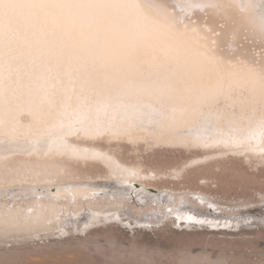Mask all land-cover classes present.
<instances>
[{
    "label": "snow or ice",
    "instance_id": "1",
    "mask_svg": "<svg viewBox=\"0 0 264 264\" xmlns=\"http://www.w3.org/2000/svg\"><path fill=\"white\" fill-rule=\"evenodd\" d=\"M197 13L264 46V0H0V151L43 136L78 156L68 137L111 142L147 119L169 147L236 155L256 142L264 157V51L233 63Z\"/></svg>",
    "mask_w": 264,
    "mask_h": 264
},
{
    "label": "bare ground",
    "instance_id": "2",
    "mask_svg": "<svg viewBox=\"0 0 264 264\" xmlns=\"http://www.w3.org/2000/svg\"><path fill=\"white\" fill-rule=\"evenodd\" d=\"M193 20L196 21L197 26L203 29L204 33H208L209 28L213 30L207 37L208 45L215 48L223 57L230 58L233 63L244 64L248 60H259L261 58V52L264 51V46L254 38L251 32L247 34L241 33L238 37L234 38L230 29L221 28L219 23L214 21L211 17L206 18L197 13L193 16ZM230 45H234L235 51H229ZM20 120L26 125L29 123L30 117L27 113H24L21 115ZM37 138L45 139L46 137H29L28 141L31 143L29 151H12L8 153L0 151V264H19L26 259L30 261L29 264H96L95 259L97 258H95V256L93 257L92 254L89 255V253L88 256L84 255L85 250L89 249L88 245L91 244V241L97 238L95 235L94 239H89L90 244H88L89 242L87 243V241H83V239L80 241V238H78L80 243L75 241L78 243L74 242L66 247L45 248V243L55 238L60 240L56 242V244L63 245V242L66 243V241L72 240V238L70 239L69 237H71L73 233L84 234L86 238L88 235L91 237L90 234L102 231L101 228L92 230L93 227L95 228L99 225L102 226L104 223H110L109 226H105L106 230H108L112 227L111 223L114 219L118 221L121 218V213L129 217V220H127L130 227L132 225L130 219L133 220V223L140 225L148 222V218H156L158 220L162 218L166 219L164 216L160 215L162 210L161 206L156 205V207H154L151 205L150 203L153 198L147 195L139 193L140 195L136 196L141 207H146L147 210L150 211L149 214H146L145 218L140 219L132 216V214L127 211H121L122 205H119L121 201L119 200L120 197L116 198L111 196L110 199L106 200V197L112 195V192L104 188L100 189L99 187H101V185L93 184L87 180L93 177L103 178L107 183H114L116 188L117 186H122L130 190L134 189V186L138 182L149 178L151 180L156 176L157 173L155 174L150 168L144 169L145 167L143 166V168L140 164L129 162L128 158L124 156V147H129L131 152H137L138 150L151 151L155 149L182 150L183 155L186 154L187 156L184 166L181 168L182 170L173 171L175 176L178 173L181 174L186 168L210 162L220 163V161L222 162L225 159L231 158L246 164V166L252 170H257L259 167L264 166V157L261 156L259 152L260 146L256 142L245 144L237 150L243 154L236 155L231 153L225 154V150L223 149L204 150L169 147L164 143V141L170 139L169 134H162L161 130L156 128L154 124L147 119H145L142 124L131 127L120 138L113 139L111 142L108 140L92 141L83 138L76 139L75 137H68L67 139L71 145V150H78V156L65 155L63 152H57L54 148L50 151L48 145L36 144L35 140ZM20 142L23 143L24 139L21 138ZM253 148L256 149V151H252L251 149ZM101 153L103 154L102 156L100 155ZM180 174H178V176ZM257 196L263 200L264 192H258ZM98 197L101 199H97ZM7 199H11L13 202L9 203ZM156 201H160V199L156 197ZM177 205L176 209L173 207L170 208V210L174 209L171 214L177 215L179 219H182L183 216H188V218L192 217L191 220L187 218L188 225L203 223L219 227L222 223L221 221H217V219H224L225 222L223 223V227L228 224L231 227L240 229L238 231H241V233L245 232H242L244 228L256 227L255 233L257 234L253 237H247V235L245 236V234L237 232L241 235L239 241L237 240L240 245L244 243L247 246L249 245V247L250 244L251 247H255L256 244L254 243L258 241V237L260 238L258 232L260 230L264 232V226L261 224L262 220L258 218L252 219V221H248L245 217L243 219L232 218L231 220L228 218L230 221L225 217L214 218L205 215L206 212L202 214V212L199 211L200 209L195 210L186 202V198H181ZM169 215L170 214L167 216L168 218ZM204 217L205 219H203ZM242 217L243 215H241L240 218ZM6 219L14 225V227L8 230L7 234H5L3 230V223ZM120 221L122 220L120 219ZM70 225H75L76 227L72 229ZM133 231H135V229H133ZM60 233L62 236L59 235ZM182 234L184 235L186 232H182L181 235ZM191 236L192 235H190V237ZM192 237L196 238L197 236ZM203 239L201 238V240ZM234 239L236 240V238ZM234 239H220V237L218 240L215 239L216 241L212 239L213 242L210 241L213 244L212 246L208 244L210 242H208L206 238L205 240H207L208 245L212 247L215 246V250L219 248L216 250V253L218 251L217 254H208L211 252H207L204 248H201L202 250H200L202 252L198 253V255H193L194 253L191 254L192 251H187L186 249L185 251L179 252L180 257H178V260L174 264H251L253 260H250L251 263L247 260L254 253L245 252L246 250L240 251V245H236L237 248L239 246V251H237L238 249H234L236 248L234 247L236 244ZM110 240L112 241L111 243H115L113 242L114 239ZM200 241L198 242L200 243ZM36 242L37 244L34 250L32 251L33 248L31 249L32 252L26 251L23 254L24 251L22 252V250L19 251L18 249L17 251L22 254H18V252L15 255L8 253L9 248ZM100 242L101 241H99V244ZM214 242H216V244H214ZM94 243H96V240ZM108 243H110L109 240ZM202 244L203 241L201 242V245ZM94 245L95 249L99 250L100 245ZM191 245L193 246V244ZM96 246L98 248H96ZM183 246L185 247L184 243ZM187 246H190V244L187 243ZM247 246L246 248H248ZM227 248H233L235 251H225ZM208 249H211V247ZM212 249L211 251H213ZM254 250L251 251L250 248V252H254ZM118 252L119 251L115 254L112 251L113 255L110 257V262H105V264H124L125 254ZM240 253L242 254L241 257L238 255ZM259 253L260 251L258 254ZM236 255L239 256H237L238 261L234 260V258H237ZM140 258L144 260V262L140 264H150V259L144 256ZM259 260L262 259L259 257ZM255 261L256 260L253 262Z\"/></svg>",
    "mask_w": 264,
    "mask_h": 264
},
{
    "label": "rangeland",
    "instance_id": "3",
    "mask_svg": "<svg viewBox=\"0 0 264 264\" xmlns=\"http://www.w3.org/2000/svg\"><path fill=\"white\" fill-rule=\"evenodd\" d=\"M128 148L129 147H124L123 150L125 158H128L129 162H135L136 164H140L142 167L144 166V169L150 168V170L154 171L155 174L157 173L154 178H152L151 180L150 178L144 179L138 182L134 186V189L130 190L122 186H117V189L114 183H107L103 178L93 177L87 180L92 182L93 184L101 185V187H99L100 189L104 188L105 190H110L112 192V195L107 196L106 200L110 199L111 196H114L116 198L120 197L119 200L121 201L119 205H122L121 211H127L136 218H145L146 214L150 213V211L147 210L146 207H141L136 198V196L140 194L147 195L153 198L152 202L148 203H150L154 207H156V205H160L162 208L160 215L164 216L166 219L162 218L158 220L156 218H148L149 221L143 225L135 224L133 223V220L130 219V221L132 222V225L130 227V225L128 224L129 217L121 213L122 215L120 219L123 222L120 221V219L118 221L114 219V221L116 222L113 221L114 223H111L112 227L108 230H106L105 226H109L110 223H104L102 226L99 225L95 228L93 227L92 230L101 228L102 231L92 233L93 235L90 234L92 238L89 237V235L86 238L84 237V234L73 233V237H69L70 239L72 238L71 241H66V243L63 242L64 244L60 245L56 244V242L60 240L54 238L53 240L45 243V248L66 247L67 245H70L75 241H78L80 243V241H82L81 239H83V241H87L88 243L90 241L89 239H94L95 235L97 238H95L94 241L92 240L91 244L90 242L88 243L90 244L88 245L90 250L84 249L85 252H83L85 256H88V253L89 255L92 254L93 257L95 256V258H97L95 259L97 262L94 260L96 264H105V262H110V257L113 255V253L116 254L117 251L125 254L123 261L124 264H140L141 262H144V260L140 258L142 256L150 259V264H174L178 260V257H180L179 252L185 251L186 249L187 251H192L191 254L194 253L193 255H198V253L202 252L201 250L203 248L207 252H211L208 254H217L218 251L216 253V250H218L219 248L216 246L218 249L215 250V246L212 247L213 244L210 241H216L219 239V237L220 239L236 238V240L234 239V242L236 241L234 247H236V245H240L238 244V241L241 235L237 233H241V231H238L240 229H238L237 227H231L228 224L227 226L223 227V223L225 222L224 219H217V221H221L222 223L219 227L215 225L210 226L209 224L203 223H198V225H188V216H183L182 219H179L177 215H172L171 212H173L174 209L170 210V208L173 207L176 209L178 206L177 203L178 201H180L181 198H186V202L189 205H191L195 210L200 209L199 211L202 212V214L206 212V214H204L207 216H212L214 218L225 217L228 221H230L232 218L243 219L245 217V219H248V221H252V219L258 218L262 220L261 224L264 226V199L262 200L260 197L257 196L258 192H264V166L259 167L257 170H252L248 168L246 164H243L240 161H235V159L231 158L225 159L222 162L220 161V163L210 162L206 164H200L198 166H193L191 168H186V170H184L181 174L178 173L180 174L179 176L178 174H176L175 176L173 171L176 172L182 170L181 168L182 166H184V162L187 156L185 153V155H183L182 150L155 149L151 151L138 150L137 152H131L130 148ZM156 192L157 195L159 194L158 196L156 195ZM156 197L159 198L160 201H156ZM201 198L203 199L204 203H201ZM97 199L100 200L101 198L98 197ZM255 199L258 201H256ZM7 202L12 203L13 200L7 199ZM209 204L213 205L214 207H209ZM168 214H170L169 218L167 217ZM241 215H243L242 218H240ZM205 217L203 219H205ZM75 227V225H70V228L72 229H74ZM133 229H135V231H133ZM256 229V227L244 228L242 229V232H245L241 234H245V236L247 235V237H253L257 234L255 233ZM182 232H186V234L181 235ZM59 235L62 236L61 233ZM190 235L197 237H190ZM258 235H260V238H256L258 241L254 243L257 245H255L257 251L253 244V247H251V244L250 247L249 245L247 246L244 243L240 245V251L246 250L245 252L254 253L248 258L247 261L251 263L250 260H256L255 262L257 263L252 261L251 264H264V232L260 230L258 232ZM108 236L110 237V239H114L113 242L115 243H111L112 241L109 239ZM78 238H80V241ZM107 238L110 243H108ZM201 238L204 239L201 240ZM206 238L208 242H210L208 244H211L212 246L207 244V240H205ZM195 239L197 242L195 241ZM95 240L96 243H94ZM99 241H101L100 244ZM198 241H200V243ZM202 241L204 244L202 245L204 247L201 245ZM183 243L185 244V247L183 246ZM187 243H189L192 248L190 246H187ZM36 244L37 242L28 243L22 246H15L14 248H9L8 253L15 255L18 252V249L19 251H24L23 254L26 251L32 252ZM94 244L98 246L100 245V251L98 249H95ZM191 244H193V246ZM214 244H216V242H214ZM244 245H246L248 248H246V246ZM210 247L211 249L214 248L212 249L213 251H211V249H208ZM96 248L98 247L96 246ZM233 248H227L225 251H235L234 249H238L237 251H239V246L238 248ZM250 248L251 251L255 249L254 252H250ZM259 251L260 253L258 254ZM18 254L22 253L18 252ZM238 255L241 257L242 254L240 253ZM238 255H236V257ZM238 257L234 258V260L238 261ZM259 257L262 260H259ZM29 263L30 261L26 259L19 264Z\"/></svg>",
    "mask_w": 264,
    "mask_h": 264
}]
</instances>
